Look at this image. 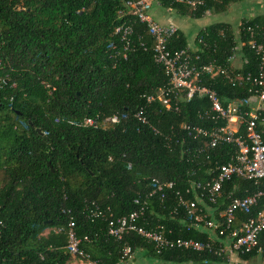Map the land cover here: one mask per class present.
I'll list each match as a JSON object with an SVG mask.
<instances>
[{
    "label": "trees",
    "instance_id": "obj_1",
    "mask_svg": "<svg viewBox=\"0 0 264 264\" xmlns=\"http://www.w3.org/2000/svg\"><path fill=\"white\" fill-rule=\"evenodd\" d=\"M239 1L204 0L191 9L160 0L177 14L195 19L226 12ZM122 22L135 30L126 60L118 53L122 46L114 35ZM240 23L259 26L257 42L264 45V17L244 18ZM236 26L221 22L199 31L193 43L200 47L204 61L226 65L238 45H247L248 34L238 37ZM188 42L177 29L168 48H186ZM238 59L247 62L235 71L256 72L257 57L249 47H241ZM0 64L4 81L0 88V264L77 260L67 249L69 216L63 209L71 210L79 249L99 264H122L124 242L134 253L156 259V264H224L209 252L156 253L152 244L135 234L117 241L108 235L104 218H90L85 210L94 202L115 217L128 214L137 208L134 199L148 193L152 179L173 182L175 190L184 192L189 180H208V172L234 154L230 145L195 153L204 139L193 140L180 130L183 124L214 125L205 117L210 107L207 99L182 101L177 110L141 100L142 95L166 86L168 79L153 61L145 25L126 14L121 0H0ZM203 82L224 106L250 96L247 85L231 87L220 77H206ZM140 106H145L157 132L134 117ZM113 116L117 123L108 120ZM89 118L93 124L84 125ZM262 120L264 113L260 130H264ZM258 189L252 181L233 178L224 184L223 194L233 192L241 198ZM227 202L225 196L219 199L216 211ZM175 207L172 191L164 202L152 199L145 213L149 227L172 230L171 238L213 243L208 233L188 225L182 208L178 214L170 213ZM263 209L264 197L253 213ZM260 242L264 247V233ZM256 256L252 252L241 259L253 261Z\"/></svg>",
    "mask_w": 264,
    "mask_h": 264
},
{
    "label": "built area",
    "instance_id": "obj_2",
    "mask_svg": "<svg viewBox=\"0 0 264 264\" xmlns=\"http://www.w3.org/2000/svg\"><path fill=\"white\" fill-rule=\"evenodd\" d=\"M124 3L127 15L134 17L146 27V34L151 38L153 61L161 67L168 79L166 86L157 89L153 94L142 95L141 100L146 104L159 102L167 110H177L182 101H190L194 97L207 99L210 107L205 117L214 125L209 127L191 126L183 124L180 127L188 138L203 141L195 153L205 152L221 145H230L234 149L231 160L218 165L208 172L209 179L204 182L189 180L184 192L175 190L173 182H164L152 179L148 193L139 195L134 199L136 210L118 217L109 214V210L98 208L94 202L87 205L85 210L90 218H104L107 221V233L117 241H124L130 234L144 239L152 244L156 253L164 250H181L186 252L213 253L222 259L224 264H253V261H243L242 255L256 252L255 260L263 264L264 247L260 242L264 233V209L257 214L253 209L264 197V130L259 129V120L264 113V45L257 42L259 26L237 24L235 33L238 37L248 34L249 41L237 46L236 50L227 59V64L215 61H204L200 47L194 43L186 48L171 51L168 48L170 38L177 32L173 24L160 25L151 17L152 4L160 0H121ZM174 4H184L195 9L204 4V0H169ZM121 15V13H119ZM135 30L132 24L122 22L114 29V35L121 43L118 52L122 59H127V53L134 44ZM139 42V38H137ZM142 45V44H141ZM242 46H247L257 57L255 73H241L239 69L247 60H239V51ZM239 60V66H235ZM1 65V64H0ZM206 77L222 78L231 87L247 85L250 96L243 100H233L224 106L216 92L204 85ZM3 77L0 75V88ZM145 106H140L134 117L140 124L156 131L146 115ZM112 123H117V116L108 118ZM264 125V120H262ZM223 123L224 125H218ZM92 119H86L84 125L91 126ZM157 132V131H156ZM47 135V133H44ZM172 141L171 137H168ZM170 147V144H168ZM131 168V165L128 166ZM233 178L252 181L258 186V191L249 196L236 197L233 192L224 195L223 186ZM168 191L174 192L177 207L170 213L178 214L182 208L188 225L200 233H208L213 241H198L194 239L171 238L172 230L165 232L161 225L150 228L146 218L148 203L157 198L164 202ZM223 196L228 202L225 207L216 211L217 202ZM62 212L69 216L67 230V249L71 256L77 258L72 264H99L89 258L79 249L80 239L77 238L71 210L63 209ZM135 258V253L128 243L124 242L121 251L122 263H130Z\"/></svg>",
    "mask_w": 264,
    "mask_h": 264
},
{
    "label": "rangeland",
    "instance_id": "obj_3",
    "mask_svg": "<svg viewBox=\"0 0 264 264\" xmlns=\"http://www.w3.org/2000/svg\"><path fill=\"white\" fill-rule=\"evenodd\" d=\"M158 12H160V8L154 7L152 9V15H158ZM172 15L176 18L175 22L177 25H181L182 31L185 33V36L187 37L188 41L191 43L195 36L199 33L200 30H202L203 27L210 25L215 22H231L235 23L237 20V17L239 16V13L237 16H234L230 12H223V13H213L208 14L206 16H203L200 19H195L189 16H183L179 15L177 13H172ZM236 64V63H235ZM156 259L145 255L141 251H137L135 253V258L132 262L126 263V264H156ZM253 264H260L259 260H253ZM125 264V263H122ZM251 264V263H250Z\"/></svg>",
    "mask_w": 264,
    "mask_h": 264
},
{
    "label": "crops",
    "instance_id": "obj_4",
    "mask_svg": "<svg viewBox=\"0 0 264 264\" xmlns=\"http://www.w3.org/2000/svg\"><path fill=\"white\" fill-rule=\"evenodd\" d=\"M154 7L160 8V12H158V15H156V16L152 15V9ZM226 12H230L234 16H237L239 13V16L237 17V20L235 23L224 22V23H231L233 25L239 24L241 22V20L244 18L253 19V18L259 17V16L264 17V0H241L239 2L232 4L230 6L229 10ZM172 13H177V12H175L171 8H168L167 6L162 5L161 2H158V3L154 2L152 4V8H151V12H150L152 19L155 22H157L158 24H160V25L173 24L174 26L177 27V29L182 30L181 25H177L176 23H174L176 18L172 15ZM208 14L210 15L213 13H207L206 15H208ZM215 23H221V22H215ZM212 24H214V23H212ZM212 24H210V25H212ZM210 25H207V26L203 27L202 29H204ZM193 42H194V39L191 43L188 42V44L192 45ZM239 64H240V62H236L235 66H239Z\"/></svg>",
    "mask_w": 264,
    "mask_h": 264
},
{
    "label": "water",
    "instance_id": "obj_5",
    "mask_svg": "<svg viewBox=\"0 0 264 264\" xmlns=\"http://www.w3.org/2000/svg\"><path fill=\"white\" fill-rule=\"evenodd\" d=\"M37 132H38V134H40V135H41V131H40L39 129L37 130Z\"/></svg>",
    "mask_w": 264,
    "mask_h": 264
}]
</instances>
